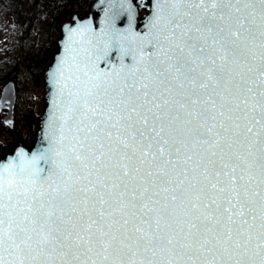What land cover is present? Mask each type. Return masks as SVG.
Segmentation results:
<instances>
[{
  "label": "snow or ice",
  "instance_id": "1",
  "mask_svg": "<svg viewBox=\"0 0 264 264\" xmlns=\"http://www.w3.org/2000/svg\"><path fill=\"white\" fill-rule=\"evenodd\" d=\"M104 12L68 28L41 146L0 161V264H264V0Z\"/></svg>",
  "mask_w": 264,
  "mask_h": 264
},
{
  "label": "trees",
  "instance_id": "2",
  "mask_svg": "<svg viewBox=\"0 0 264 264\" xmlns=\"http://www.w3.org/2000/svg\"><path fill=\"white\" fill-rule=\"evenodd\" d=\"M88 3L72 4L68 0H0V21L5 19L11 26L8 36L11 45L0 51V54L6 56L0 63V94L8 83L13 85L16 92L21 71L31 76L33 85L42 83L44 72L58 53L60 30L66 23H71L74 16L79 20L86 18L91 9ZM76 5L79 9L74 12L73 7ZM1 122L0 136L5 132ZM6 142L3 146L0 144V161L11 155L17 144L27 146L21 139L11 138Z\"/></svg>",
  "mask_w": 264,
  "mask_h": 264
},
{
  "label": "rangeland",
  "instance_id": "3",
  "mask_svg": "<svg viewBox=\"0 0 264 264\" xmlns=\"http://www.w3.org/2000/svg\"><path fill=\"white\" fill-rule=\"evenodd\" d=\"M88 3V2H87ZM90 3V4H89ZM89 7L93 0H89ZM79 6L76 5L73 7V11L77 12ZM10 24L7 21H0V51L9 48L11 41L9 39ZM6 59V56L0 54V63ZM42 83L38 85H33V79L30 75L21 71L19 73V83H17V90L15 96V107L13 109V130H10L8 127L2 126L5 129L4 134L0 136V144L7 143L8 139L13 138V140L21 139L27 146H21V148L29 151L35 144V135L38 132V121L42 116V111L45 107V87ZM1 114V113H0ZM1 120V115H0ZM28 147V148H27ZM30 147V149H29ZM12 154V152H11Z\"/></svg>",
  "mask_w": 264,
  "mask_h": 264
},
{
  "label": "water",
  "instance_id": "4",
  "mask_svg": "<svg viewBox=\"0 0 264 264\" xmlns=\"http://www.w3.org/2000/svg\"><path fill=\"white\" fill-rule=\"evenodd\" d=\"M72 4H76L78 2H87L89 0H68ZM140 3L143 2V0H139ZM108 5V0H93V3L90 5V14L82 19H77V16H74L71 18V23H66L63 25L62 29L60 30L61 39L57 43L58 53L56 56L52 58V64L50 67L44 72V82L43 85L45 87V107L42 111V116L40 118V121H38V132L35 135V144L34 146L29 150H25L21 148V145L17 144L16 148L13 149L12 154L7 156L5 159L12 157L15 155L16 151L23 149L26 152L31 153L34 151L37 147L41 146V140L45 131V121L48 120L51 110H52V98L54 96L55 89L52 85L51 79L49 77V73L53 70V66L57 63V57L62 56L64 44L67 42V32L69 27H74L78 24H82L84 22H90L93 24V27L97 30H99L100 27H102V19L105 15L104 9ZM149 14L148 10L146 9H140L139 10V30L141 32L145 31L146 29L143 26V21L146 19V16ZM122 26V25H119ZM104 67V65H102ZM15 88L11 83H8L5 87L2 88L1 94H0V113L3 114L2 118V125L5 127H8L9 129H12V122H13V109L15 107ZM46 144V141L44 142ZM4 159V160H5Z\"/></svg>",
  "mask_w": 264,
  "mask_h": 264
},
{
  "label": "flooded vegetation",
  "instance_id": "5",
  "mask_svg": "<svg viewBox=\"0 0 264 264\" xmlns=\"http://www.w3.org/2000/svg\"><path fill=\"white\" fill-rule=\"evenodd\" d=\"M88 2V1H87ZM1 115V117H3V114H0Z\"/></svg>",
  "mask_w": 264,
  "mask_h": 264
},
{
  "label": "bare ground",
  "instance_id": "6",
  "mask_svg": "<svg viewBox=\"0 0 264 264\" xmlns=\"http://www.w3.org/2000/svg\"><path fill=\"white\" fill-rule=\"evenodd\" d=\"M3 118V117H2ZM2 118H1V120H2Z\"/></svg>",
  "mask_w": 264,
  "mask_h": 264
}]
</instances>
